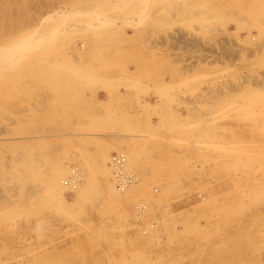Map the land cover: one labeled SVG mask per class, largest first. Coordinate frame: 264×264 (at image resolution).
I'll return each instance as SVG.
<instances>
[{"label":"rangeland","instance_id":"rangeland-1","mask_svg":"<svg viewBox=\"0 0 264 264\" xmlns=\"http://www.w3.org/2000/svg\"><path fill=\"white\" fill-rule=\"evenodd\" d=\"M0 264H264V0H0Z\"/></svg>","mask_w":264,"mask_h":264},{"label":"bare ground","instance_id":"bare-ground-1","mask_svg":"<svg viewBox=\"0 0 264 264\" xmlns=\"http://www.w3.org/2000/svg\"><path fill=\"white\" fill-rule=\"evenodd\" d=\"M132 36V35H131ZM125 155V154H124ZM123 155V156H124ZM123 156L122 155H117V156H115V157H113V159H112V161H111V163H110V165H111V168L110 169H112L114 172H116V173H120V174H122V172L123 171H121L120 170V166L122 165V162L125 160L124 158H123ZM109 165V166H110ZM122 167V166H121ZM112 170H111V172H112ZM122 176H123V174H122ZM120 178V177H119ZM124 178V177H123ZM121 181V180H120ZM119 186H120V184H119ZM123 186H124V184H123Z\"/></svg>","mask_w":264,"mask_h":264}]
</instances>
